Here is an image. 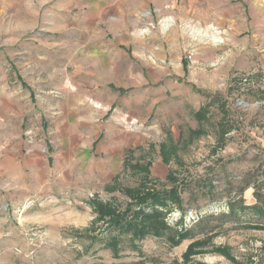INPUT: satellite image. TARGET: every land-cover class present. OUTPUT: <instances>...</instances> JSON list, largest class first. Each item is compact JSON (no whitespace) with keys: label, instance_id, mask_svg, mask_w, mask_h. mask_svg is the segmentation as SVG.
Here are the masks:
<instances>
[{"label":"rangeland","instance_id":"1","mask_svg":"<svg viewBox=\"0 0 264 264\" xmlns=\"http://www.w3.org/2000/svg\"><path fill=\"white\" fill-rule=\"evenodd\" d=\"M259 164L264 0H0V264H264L252 210L173 244L94 205L188 228Z\"/></svg>","mask_w":264,"mask_h":264},{"label":"trees","instance_id":"2","mask_svg":"<svg viewBox=\"0 0 264 264\" xmlns=\"http://www.w3.org/2000/svg\"><path fill=\"white\" fill-rule=\"evenodd\" d=\"M204 115V111L198 110L194 113L196 119H199L200 116ZM196 133H199V129L193 130ZM137 164H134L133 167H136ZM196 180L194 184H186L182 185L179 188V191L186 192L188 195V200L190 202H196V200L200 196H219L220 193L217 191L218 189L210 180ZM223 188V192L226 195L228 212H221L218 215L208 214L200 217L196 222H193L188 228L180 227H171L165 220V216L168 215V211L159 212L158 210H152L151 212L143 213L141 210V206L143 202L148 198L147 193H139V189H131L128 190L124 188V193L130 198L129 206L137 208L136 210H140L133 212V216L138 217H129V219L125 220V214L119 215L116 211V206L112 203H102L101 201H95V208L97 207L98 211L102 216L109 217V220L115 225H118V229L120 231L121 226L125 221L129 227L131 228V232L135 233L139 237L141 235H145L147 233H154L159 237H164L168 241L173 244H178L185 238H194L196 235H199L207 230H210L217 226V224H212L211 221L215 219H219L221 221H236L239 219V216L236 215V212L240 210L241 212H245L246 210H252L254 212V216L252 217V221L255 222V225L259 228H264V168L262 165H257L252 169L245 172L241 178V181L235 186L233 184H226ZM253 187L252 196L255 199L254 203L251 205L244 204L243 193L244 190L249 187ZM172 189L164 194L172 200H175L177 208L182 211V199L180 198V193H175ZM154 193V192H150ZM157 196V195H156ZM155 196V197H156ZM163 196V195H162ZM163 196V197H164ZM154 204L161 203V205H165L163 202H158L155 198H152ZM162 201V198H160ZM144 205V204H143ZM99 207V208H98ZM144 209V208H143ZM189 246H192L190 244ZM112 248L116 251L117 249V240L112 239ZM191 248V247H190ZM189 248V249H190ZM188 253V251H187Z\"/></svg>","mask_w":264,"mask_h":264},{"label":"bare ground","instance_id":"3","mask_svg":"<svg viewBox=\"0 0 264 264\" xmlns=\"http://www.w3.org/2000/svg\"><path fill=\"white\" fill-rule=\"evenodd\" d=\"M215 38V37H214Z\"/></svg>","mask_w":264,"mask_h":264}]
</instances>
